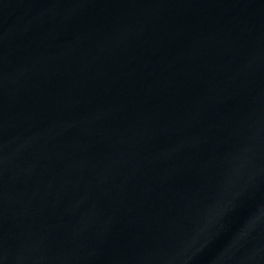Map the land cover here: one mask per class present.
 I'll return each instance as SVG.
<instances>
[{"label":"water","instance_id":"water-1","mask_svg":"<svg viewBox=\"0 0 264 264\" xmlns=\"http://www.w3.org/2000/svg\"><path fill=\"white\" fill-rule=\"evenodd\" d=\"M0 264H264V0H0Z\"/></svg>","mask_w":264,"mask_h":264}]
</instances>
